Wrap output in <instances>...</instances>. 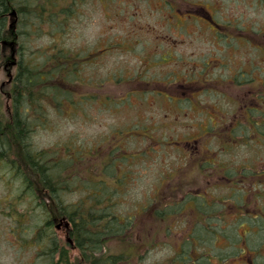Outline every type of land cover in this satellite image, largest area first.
Instances as JSON below:
<instances>
[{"label": "rangeland", "instance_id": "374dc122", "mask_svg": "<svg viewBox=\"0 0 264 264\" xmlns=\"http://www.w3.org/2000/svg\"><path fill=\"white\" fill-rule=\"evenodd\" d=\"M164 1L38 0L50 13L66 7L74 11L64 23L54 25L60 28L55 35L47 19H32L20 30L19 16H11L10 27L20 33L18 41L4 42L10 45L0 61L4 117L0 119L4 124L11 119L6 117L11 113L17 63L24 59L46 72L56 67L52 58L60 57L65 63L78 55L74 65L65 63L68 78L55 75L47 81L48 87L58 85L68 94L57 99L55 92L48 91L46 97L36 88L42 102L29 113L34 115L28 118L29 144L49 152L52 162L77 155L63 171L65 180L69 177L73 182L68 185L66 204L80 202L85 185L99 182L103 190L115 188V212L124 220L132 217L134 223L122 239L110 242L107 253L122 255L120 264H264V3L197 0L204 9L217 12L221 24L242 20L246 40L229 39V47L205 22L195 21L205 17L191 14L187 1L170 0L176 9L165 7ZM259 42L262 51L255 47ZM166 54L170 56L164 62ZM150 55L152 64L147 66ZM212 59L226 64L213 72L226 99L220 97L221 89L213 95L214 78L207 81L212 76L201 72ZM252 66L257 67L255 73L243 85L227 86L236 72ZM147 77L175 94L184 87L196 92L193 111L185 108L184 112L178 103L164 99L173 101L174 96L159 88L143 91L140 85L133 86ZM190 78V85L179 87ZM245 102L249 106L243 107ZM252 106L257 108L250 114ZM203 110L211 118H202ZM255 122L262 124L258 131L251 127ZM218 123L226 130L244 132L242 138L220 135ZM190 124L196 136L183 137ZM200 124L217 135L201 138V128L196 129ZM25 158L23 147L13 149L11 159L35 182ZM21 175L0 158V264H48L49 258L39 256L42 252L35 247L39 234L44 248L57 235L76 258L79 252L69 241L72 226L67 229L69 222L62 218L55 219L52 229L46 227V221L55 217V203L38 189L32 193ZM199 194L203 196L198 197L200 210L217 213L212 226L210 219L200 220L202 215L193 213L190 199ZM205 196L210 208L200 206ZM46 201L50 216L42 204ZM250 223L256 232L247 231ZM200 227L206 232L201 233ZM108 258L97 263L113 264Z\"/></svg>", "mask_w": 264, "mask_h": 264}, {"label": "trees", "instance_id": "16d2710c", "mask_svg": "<svg viewBox=\"0 0 264 264\" xmlns=\"http://www.w3.org/2000/svg\"><path fill=\"white\" fill-rule=\"evenodd\" d=\"M48 1L51 3L54 0H46V2ZM37 2L38 0H0V61L2 54L9 49L8 46L10 45H6L4 42L6 40L18 41L19 37L17 36H19L20 28H27L32 19H45V21L47 19L49 23L52 22L53 35H55L60 28L54 25L57 22L60 24L64 23L74 13L72 8L69 7L50 13L51 10L46 7V4L39 6ZM35 6L38 9L34 11L33 7ZM13 11L15 12L14 14ZM15 15L19 16L17 27L20 30H17L18 32H15L16 30L13 27L11 28L9 24L10 17ZM9 37L11 39H7ZM61 51L63 50L60 49L59 52ZM77 57L78 55H72L65 63L67 64V61H69L71 65H74L77 62L74 58ZM51 60L56 64V67L46 72L40 70L37 65L31 62L25 63L24 59L20 63H17L18 72L15 76L14 89L10 96L11 113L6 117L11 119L5 124L0 119V158L5 160L11 169H17L19 172L22 171V179L25 181L26 187L32 190V193L36 194V190L38 189L40 194L48 195L55 203V209L52 212L55 217L52 220L46 221V227L52 229L55 226V219L62 218H66L72 226L69 237L73 240V244L79 252L76 258H72L71 249H67L60 242L57 235L55 238L49 240L50 246L44 248L45 246L42 245V239L44 238L42 234L37 235L38 241H35V247L39 246L36 249L42 252L39 256L44 254L47 258L52 259V264H54V260H61L63 262L56 264H84V262H78L83 259L89 264L92 260L91 264H98V259H105L109 256L108 259H112L113 264H120L125 258L122 255L113 254V252L108 254L107 250H109L110 242L123 238V234L128 232V226L134 223V219L129 217L124 220L115 212L113 205L115 188L106 186L107 189L103 190L99 182L90 186L85 185V197L77 204H66L64 198L67 189H69L68 185L73 182H71L69 177L65 180L63 171L66 170V166L73 165L77 155L70 156L68 160L61 158L52 162L49 161V152L37 151L29 144L31 143L30 134L32 128L28 118L34 116L29 113H31L30 111H37L39 109L37 107L42 102L38 101L39 99L35 92L36 88L39 87L40 92H38L46 94V97L52 91L55 92L54 95L57 96V99L64 95V92L68 94L67 90L61 89L58 85L54 87L47 86L48 79L55 78V75H60L63 78H68L69 75L67 74L69 70L68 65L66 66L64 62H60V57L57 58L56 56V59L52 58ZM27 102L28 104H26ZM1 107L2 104L0 102V118H4ZM14 142H18V145H14ZM15 147H23L25 149L26 165L28 169H31L35 182L11 159V154ZM74 179L72 178V180ZM120 180L122 181V179ZM36 182L39 184L38 186H35ZM43 203L45 204L44 210L50 213V216L51 211L48 202ZM72 260H76V262H68Z\"/></svg>", "mask_w": 264, "mask_h": 264}, {"label": "flooded vegetation", "instance_id": "af4514ba", "mask_svg": "<svg viewBox=\"0 0 264 264\" xmlns=\"http://www.w3.org/2000/svg\"><path fill=\"white\" fill-rule=\"evenodd\" d=\"M185 1H187L191 5V10H192V13L191 14H193V15L200 14V15H203L205 17L202 20H195V21L197 23H199V24H201V22H205L207 24V27L208 28H210L211 30L215 31V33H216L215 36L217 38H221V39L227 40V43H228V46L229 47L232 46V42H229V39L244 40V41L246 40L245 37L243 36V33H244L243 27L245 25L242 24V20H240L239 18H237L238 19L237 20L238 22H236V20H228V22H224L223 24H221L215 18L217 12L215 14H213L208 9H204V7L201 4H198L197 3L198 2L197 0H196V3L193 2V1H190V0H185ZM164 2H165V7L166 6H169V7H173L174 9H176L175 6L172 4V2L170 0H165ZM260 2H261V4H263L264 3V0H261ZM194 7H196L195 10H194ZM217 10L220 11V9H217ZM169 21L172 22L173 20L170 19ZM255 47L257 49H259V50L262 51V49L260 48V47H263L261 45V42L256 43L255 44ZM169 56L170 55H168V54L164 55L163 56V61L164 62L165 61H168V59H169L168 57ZM151 62H152V55H150V56L147 57V64L146 65L147 66H151V64H152ZM205 63H206V66H205L206 68H204L203 70H201V72H203L202 74H208L209 76H212L207 81H210L212 78H214L213 79V82H215V85H214V88L215 89L213 88L212 91H213V95L215 96V91L216 90H217V92L219 94L221 93L220 90H219V89H221V86L218 83L217 78L215 79V76H214L215 74L213 72H216L218 68H221V67L225 66L226 64H221L219 62V60H217V59H215V61L212 59L211 62H205ZM250 68L251 69H249V70H244L243 69V70H240V71L236 72L234 74L235 76L234 77L232 76V78H230L228 80V81L231 82V84H228L227 86L228 87H235L237 85H243L244 84V81H245V78L248 77V76H250V75H252V74L254 75V73H255L254 71H255V69L257 67L256 66H252ZM149 69H150V67H149ZM212 69H213V71H212ZM196 70H199V69L196 68ZM196 73L199 74L198 72H196ZM175 76H176V78H178L176 74H175ZM153 79H154V77H147L146 79H141L138 82H135V84L133 86L135 87L136 85H140L143 91H149L152 88H154V89L159 88V89L167 92L169 95L174 96L173 97L174 100L172 101V100H170L167 97L164 98L162 95L159 96V98L167 99L170 103H178L180 109L182 111H184V112H187V110H184L185 108H188V111H191V112L193 111V106L195 104H197L196 103L197 96L195 95L196 92H194V91L193 92H188L187 89L184 87V86L190 85L191 84V81L193 80V78L187 79L188 82L186 81V82H183L181 85L179 84V87H184V88H182V91H181L180 94H175L174 91L171 90V89L160 88L158 86L157 80H153ZM224 80H227V78L224 79ZM145 81L148 82V83H145ZM139 82H141V84H137ZM245 83L249 85L251 82H247L246 81ZM138 90H140V89H138ZM205 91H206V89L205 90H201V92L198 94V96L201 95V94H203ZM221 91H222V89H221ZM221 94H222V96H220L221 98H223V99L228 98L224 92L221 93ZM229 99L231 100V97H229ZM244 106H249V105L247 104V102H245V104L243 105V107ZM256 108L257 107L252 106L250 109H248L249 110V113L252 114L251 111H255ZM218 111L220 112L222 110H219V109L215 108V112H218ZM200 113L203 116L202 118H205V117L206 118H211V117L206 116V110H203ZM222 116L224 117V115H222ZM220 117L221 116H215V118H220ZM261 125H262L261 123L255 122L254 125H252L251 127H253L254 130L258 131V129L261 127ZM217 126L220 129H222V130H218V132H217V133H220V135L230 134V137L231 138H235V137H238V136H239L238 138H242V136L244 134V132H241L240 130L237 131V128H233L231 131H229V130H226L225 129L224 125L223 126H220L219 123H218ZM192 127H193V124L187 125L186 128H188V130H187V132H182V136L183 137H187V138H190V137L194 138L196 136L197 132H193L192 131ZM251 127H249V128L251 129ZM198 128H201L198 132L201 135L200 137L203 138V139L210 138V137H214L215 135H217V133H215L214 129L213 130H209L207 128L203 129L202 124H200V127H196V129H198ZM179 142H182V140L181 141L179 140ZM185 143H187L189 145L190 144V141L189 140H186ZM177 145H179V144H177ZM180 150H182V149H180ZM198 197H203V196L199 194V195H196V197L193 196L190 199V202L192 203V205L194 206V209H195V211L193 213L195 214V217H197L199 215H202L201 217H199L200 220L202 218L210 219L211 220L210 221V224L212 226V224H213L212 223V220H214L215 218H217V216H216L217 213L216 212L211 213L209 210H207V211H201L200 210V207H199ZM203 199H204V202L201 203L200 206L201 207L210 208L211 207V204H212L210 202V200H208L206 198V196ZM219 218H220V216H219ZM244 218H245V216L242 219H244ZM255 218H257V216H255ZM262 218H264V217H262ZM249 225L251 227L248 228L247 231L251 233V232H253V228H254L255 229V232H256V226H254V224H252V223H250ZM204 227H206V224L204 225ZM207 229H209V228H207ZM198 230H200L201 233L202 232H206L205 231V228H203V227H200ZM200 232H198V233L201 234ZM223 260L226 261L225 259H223ZM59 261L60 260H54L53 263L56 264ZM242 261H243V259H242ZM68 262L75 263L76 260H72V261H68ZM78 262L79 263H82V261H78ZM194 262H196V261H194ZM259 262L261 263L260 260H259ZM47 263L48 264H52V260H48ZM60 263H63V262L61 261ZM250 264H253V263L250 262ZM254 264H257V263L254 262Z\"/></svg>", "mask_w": 264, "mask_h": 264}]
</instances>
